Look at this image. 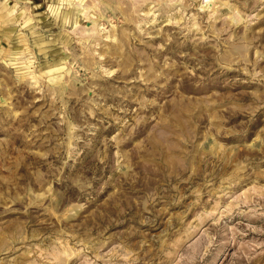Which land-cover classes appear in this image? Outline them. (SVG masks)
Returning a JSON list of instances; mask_svg holds the SVG:
<instances>
[{
    "label": "rangeland",
    "instance_id": "374dc122",
    "mask_svg": "<svg viewBox=\"0 0 264 264\" xmlns=\"http://www.w3.org/2000/svg\"><path fill=\"white\" fill-rule=\"evenodd\" d=\"M0 264H264V0H0Z\"/></svg>",
    "mask_w": 264,
    "mask_h": 264
}]
</instances>
